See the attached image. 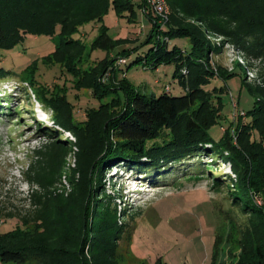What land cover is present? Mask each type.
<instances>
[{
  "label": "trees",
  "instance_id": "trees-1",
  "mask_svg": "<svg viewBox=\"0 0 264 264\" xmlns=\"http://www.w3.org/2000/svg\"><path fill=\"white\" fill-rule=\"evenodd\" d=\"M166 2L167 24L161 26L154 13H146L153 23L146 44L157 38L144 57L130 64L151 70L174 64L183 94H172L167 86L157 97L137 91L126 74L123 80L114 75L140 47L121 49L128 40L112 38L105 28L91 50L72 39L81 26L102 21L112 5L134 14L128 0H0V50L14 49L28 35L60 36L45 62L60 64L74 77L77 90L90 91L101 102L78 122L72 103L31 81L52 112L54 128L45 132L50 141L35 150L25 172L31 209L18 217L14 232L0 234L3 264H122L127 210L121 193L119 198L107 189L106 174L124 165L160 170L207 154L229 165L234 176L217 177L213 188L233 199L226 219L236 226L238 255L229 251L231 264H264V0ZM173 40H188L190 47H171ZM226 46L244 58L246 64L239 65L246 72L260 69L255 80H244L254 107L223 128L215 141L209 132L223 118L224 96L230 91L227 85L210 86L215 79L226 84L237 71L216 65L215 57ZM94 50L106 51V57L85 68ZM116 56L126 62L116 64ZM11 78L0 68L1 83ZM68 133L76 140H68ZM221 246L218 235L212 264H227Z\"/></svg>",
  "mask_w": 264,
  "mask_h": 264
},
{
  "label": "rangeland",
  "instance_id": "rangeland-1",
  "mask_svg": "<svg viewBox=\"0 0 264 264\" xmlns=\"http://www.w3.org/2000/svg\"><path fill=\"white\" fill-rule=\"evenodd\" d=\"M128 2L133 5L134 14L112 5L102 21L81 26L72 39L81 41L91 50L105 28L112 38L128 40L121 49L140 47L130 54L129 65L122 66L114 74L119 80L126 74V80L148 96H160L167 86L172 94H183L174 78V64L162 65L159 70L144 69L141 64L130 66L151 50L157 36L146 44L153 23L143 12L144 0ZM164 31H168V27ZM60 41V36L28 35L14 49L0 50V68L12 75L11 79L0 82V234L14 232L20 224L18 217L31 209L28 199L31 186L25 172L33 161L35 150L50 141L45 132L54 128L52 112L40 102L31 81L35 80L38 87L44 86L50 93H58L72 103L78 122L85 120L88 109L98 108L101 104L90 91L77 90L74 77L60 64L45 62L44 58L54 52ZM172 46L188 49L190 44L188 40H173ZM105 57L106 51L94 50L84 67L94 66ZM114 59L116 64L120 60L117 56ZM215 61L217 66L229 71L237 70L226 84L215 79L210 86L227 85L230 91L224 96L223 118L209 132L215 141H219L225 131L223 128L254 107L255 98L247 90L244 80H255L260 66L246 72L239 65L246 64L244 58L232 46H226ZM65 137L69 136L66 134ZM69 162L73 166L74 158L70 157ZM219 176L225 179L233 174L229 165L210 154L160 170L124 165L108 172L106 187L119 198L121 193L124 202L121 206L127 210L123 217L126 230L119 249L122 264H212L218 235L222 239L220 256L225 253L224 261L231 264L234 260L229 251L238 255L237 229L226 219V212L231 213L233 199H225L224 191L220 193L223 189H213ZM228 234L231 238L227 240ZM0 264L3 263L0 261Z\"/></svg>",
  "mask_w": 264,
  "mask_h": 264
},
{
  "label": "built area",
  "instance_id": "built-area-1",
  "mask_svg": "<svg viewBox=\"0 0 264 264\" xmlns=\"http://www.w3.org/2000/svg\"><path fill=\"white\" fill-rule=\"evenodd\" d=\"M143 12L145 14L148 12L154 13V15L157 17V22L161 26H165L167 24L169 20V16H170V10H169L166 0H144ZM125 62H126L125 59L120 58V60L118 61V64L122 65ZM110 72L111 71L109 70L104 76L106 81L110 76ZM67 135L69 136L67 137L68 140H72V141L76 140L71 134L68 133Z\"/></svg>",
  "mask_w": 264,
  "mask_h": 264
},
{
  "label": "crops",
  "instance_id": "crops-1",
  "mask_svg": "<svg viewBox=\"0 0 264 264\" xmlns=\"http://www.w3.org/2000/svg\"><path fill=\"white\" fill-rule=\"evenodd\" d=\"M159 70V69H158Z\"/></svg>",
  "mask_w": 264,
  "mask_h": 264
}]
</instances>
